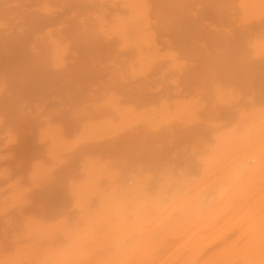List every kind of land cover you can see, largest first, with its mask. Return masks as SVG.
Listing matches in <instances>:
<instances>
[{
    "label": "rangeland",
    "instance_id": "1",
    "mask_svg": "<svg viewBox=\"0 0 264 264\" xmlns=\"http://www.w3.org/2000/svg\"><path fill=\"white\" fill-rule=\"evenodd\" d=\"M117 4L118 0H0V98L9 105L8 114L0 112V251H12L22 242L24 214L40 212V207L44 216H66L71 221L64 220L65 226L71 227L73 222L83 223L77 218L78 208H102L101 191L123 195L136 176H148V188L153 189L156 166L167 161L178 167L176 157L159 155L190 143L188 138L165 135L172 128L167 124L169 113L155 114L159 125L151 128L144 121H129L125 127L85 131V124L121 125L127 108L151 113L167 101L174 111L178 100L195 99L194 120L174 126L180 131L194 127L210 144H217L216 135L241 133L250 113L264 114V69L257 65L264 61V0L151 2L147 25L155 30L153 45L158 55L176 52L177 66L168 58L134 63L136 55L114 33L116 14H124ZM159 6L167 9L159 11ZM31 16L52 20L35 27ZM158 26L169 28L161 31ZM176 38L185 43L183 48L175 45ZM56 40L69 46L58 60L52 53ZM141 90L156 95L141 99ZM49 122L65 143L53 154L47 150L49 134L41 138ZM134 135L139 146L133 144ZM124 142L131 147L116 153L113 148L122 149ZM141 144L143 151L138 150ZM157 149L160 154L154 153ZM145 157L158 161L148 166ZM71 181L87 198L72 194ZM61 228L51 231L53 239L46 232L44 244L55 239L69 243L71 237ZM5 259L0 258V264H7Z\"/></svg>",
    "mask_w": 264,
    "mask_h": 264
},
{
    "label": "bare ground",
    "instance_id": "2",
    "mask_svg": "<svg viewBox=\"0 0 264 264\" xmlns=\"http://www.w3.org/2000/svg\"><path fill=\"white\" fill-rule=\"evenodd\" d=\"M153 1L160 3L169 0H118L117 5L121 9L119 12L124 14H116L114 33L118 34L124 48L134 52L136 65L159 58L167 61L170 59L177 66L176 52L158 55L159 49L153 45L155 30L147 25L150 3ZM158 9L163 11L167 7L159 6ZM30 19L32 23L36 19L33 24L35 27H43L52 20L51 17L41 16H31ZM158 28L162 31L169 27ZM75 35L78 36V33ZM181 38H176L175 43L179 49L185 44ZM53 43L52 53L55 60H58L69 46L62 45L58 40ZM74 56L77 60L80 59L76 50ZM4 60L9 61L8 58ZM247 61L250 65H255L254 60ZM257 65L264 69V61L257 62ZM139 93L138 97L145 100L156 95L145 90ZM194 104L195 99L189 102L178 100L175 110L170 111V104L164 101L159 110L152 108L151 113L127 108L121 125L104 121L85 124V131L125 127L129 121L132 124L144 121L151 128L159 125L157 118L153 117L155 114L165 117L169 113L167 124H171L172 128L166 130L165 135L173 140L190 139V157H186L187 145L178 146L173 152L162 151V154L157 149L154 153L160 154L162 159L176 157L178 167L167 161L158 165V168L156 166L153 189L148 188L151 182H148V176H136L133 177V186L127 187L123 195L113 190L101 191L102 208L97 212L92 207L78 208L80 211L77 218L83 223L73 222L72 226L76 225L74 227H70V223L69 227L65 226L67 220L69 221L66 223L71 221L66 216L57 219L53 215L44 216V208L41 207L40 212L24 214L21 222L22 242L15 245L12 251H0V256H7V259L0 258L5 259L7 264H264V114L255 110L249 115L250 122L243 124L241 133L232 131L228 135H216L218 143L210 144L202 131L198 132L194 127L180 131L179 126H174L180 123L190 124L194 120ZM7 110L9 105L6 98H0V112L8 114ZM177 120L179 122L175 123ZM47 134L51 137L47 150L51 154L61 151L65 143L59 139L61 133H53L51 122L42 129L41 138ZM132 137L134 146H139L140 141L136 135ZM143 144L139 151H143ZM130 147L129 142H124L122 149L115 147L113 150L120 154ZM142 156L139 159H144ZM149 158L145 157V162L148 161V166H153L157 158L154 157L153 162ZM167 170H182L192 181L190 190L207 191L212 199L200 205L177 203L161 212L145 210L144 205L156 192V178ZM37 171L39 170L35 165L34 172ZM90 185L89 188L94 189V184ZM74 186L75 183L71 181L72 194L75 192L78 194L76 197H86L85 191ZM94 218L100 221L95 222ZM60 224L62 227L64 224V227L61 228ZM57 226L66 230L68 238L71 237L69 243V239L65 240L67 243H61L57 239L55 240L58 242L52 243L55 241L52 236L59 229ZM46 232H50L51 237L49 234L47 237L49 235L52 238H48V241L52 240L49 244H44ZM17 239L13 241L16 242Z\"/></svg>",
    "mask_w": 264,
    "mask_h": 264
},
{
    "label": "clouds",
    "instance_id": "3",
    "mask_svg": "<svg viewBox=\"0 0 264 264\" xmlns=\"http://www.w3.org/2000/svg\"><path fill=\"white\" fill-rule=\"evenodd\" d=\"M157 189L151 199L144 205L145 210L161 212L177 204L200 205L212 199L204 190H190L192 181L182 170H167L156 178Z\"/></svg>",
    "mask_w": 264,
    "mask_h": 264
}]
</instances>
